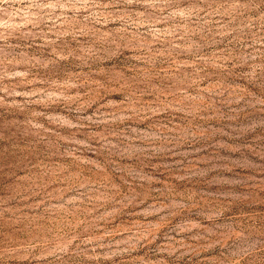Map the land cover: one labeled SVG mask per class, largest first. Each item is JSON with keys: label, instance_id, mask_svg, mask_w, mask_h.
<instances>
[{"label": "rangeland", "instance_id": "rangeland-1", "mask_svg": "<svg viewBox=\"0 0 264 264\" xmlns=\"http://www.w3.org/2000/svg\"><path fill=\"white\" fill-rule=\"evenodd\" d=\"M0 264H264V0H0Z\"/></svg>", "mask_w": 264, "mask_h": 264}]
</instances>
